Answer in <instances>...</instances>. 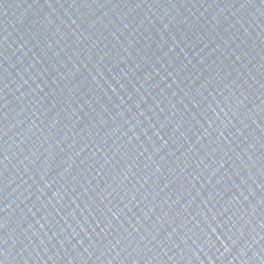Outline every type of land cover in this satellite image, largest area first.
<instances>
[{
  "label": "water",
  "instance_id": "1",
  "mask_svg": "<svg viewBox=\"0 0 264 264\" xmlns=\"http://www.w3.org/2000/svg\"><path fill=\"white\" fill-rule=\"evenodd\" d=\"M0 264H264V0H0Z\"/></svg>",
  "mask_w": 264,
  "mask_h": 264
}]
</instances>
